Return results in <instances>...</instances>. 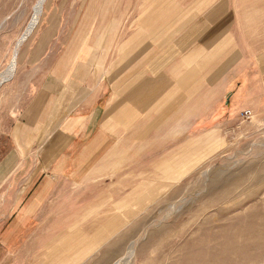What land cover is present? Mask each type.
Masks as SVG:
<instances>
[{
	"label": "crops",
	"instance_id": "crops-1",
	"mask_svg": "<svg viewBox=\"0 0 264 264\" xmlns=\"http://www.w3.org/2000/svg\"><path fill=\"white\" fill-rule=\"evenodd\" d=\"M232 2L130 0L129 32L98 72L61 54L51 29L41 34L0 91V264H66L76 239L98 246L99 231L120 229L150 152L170 149L154 135L170 134L179 104L200 102L203 88L213 104L229 93L247 106L254 82L261 99V62L251 75ZM100 16L98 55L109 42ZM186 117L191 129L207 115Z\"/></svg>",
	"mask_w": 264,
	"mask_h": 264
},
{
	"label": "rangeland",
	"instance_id": "rangeland-1",
	"mask_svg": "<svg viewBox=\"0 0 264 264\" xmlns=\"http://www.w3.org/2000/svg\"><path fill=\"white\" fill-rule=\"evenodd\" d=\"M196 1L207 10L221 0ZM129 5L130 0H0V84L6 81L0 91L15 73V54L17 69L48 29L52 44L62 42L61 54L67 52L74 62L86 60L96 71L99 61L102 67L110 63L130 29ZM231 5L239 43L251 50V75L261 62V99L252 82L247 106L229 93L213 104L207 92L212 88H203L200 102L179 104L181 115L170 120L171 133L153 137L170 149L150 152L154 159L143 167L148 175H139L138 192L122 200L121 228L99 231L98 246L89 237L76 239L66 264H115L131 244L129 264H264V0ZM117 8L122 18L115 27L111 18ZM99 15L109 40L102 55ZM83 47L90 50L80 56ZM197 109L207 117L190 129L194 119L186 116ZM245 110L253 112L251 119L243 118ZM48 138L43 135L42 142Z\"/></svg>",
	"mask_w": 264,
	"mask_h": 264
},
{
	"label": "bare ground",
	"instance_id": "bare-ground-1",
	"mask_svg": "<svg viewBox=\"0 0 264 264\" xmlns=\"http://www.w3.org/2000/svg\"><path fill=\"white\" fill-rule=\"evenodd\" d=\"M23 40V39H22ZM21 42V40H19L18 41V43H20ZM15 52H16V50H15ZM16 58H17V56H16V54H15V56H14V58H13V63H12V70H13V72L15 71V69H16ZM2 84V83H1ZM0 84V85H1ZM132 245V244H131ZM130 245V247H129V249H128V251H127V253L125 254V256H124V258H122L121 260H119L118 262H116L115 264H129V262H130V259H131V257H132V246Z\"/></svg>",
	"mask_w": 264,
	"mask_h": 264
},
{
	"label": "built area",
	"instance_id": "built-area-1",
	"mask_svg": "<svg viewBox=\"0 0 264 264\" xmlns=\"http://www.w3.org/2000/svg\"><path fill=\"white\" fill-rule=\"evenodd\" d=\"M243 118L245 119H251L253 117V112L251 110H245L243 113Z\"/></svg>",
	"mask_w": 264,
	"mask_h": 264
}]
</instances>
